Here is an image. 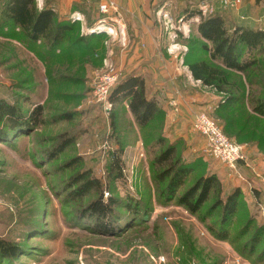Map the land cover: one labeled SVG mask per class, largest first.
Listing matches in <instances>:
<instances>
[{
  "label": "rangeland",
  "instance_id": "obj_1",
  "mask_svg": "<svg viewBox=\"0 0 264 264\" xmlns=\"http://www.w3.org/2000/svg\"><path fill=\"white\" fill-rule=\"evenodd\" d=\"M3 1L0 0V11ZM36 1L43 6V0ZM203 6L208 8L205 15L200 11ZM240 6L224 9L218 0L213 4L199 0L190 9L195 14L180 17L170 12L162 19L168 31L181 30L179 34L174 32L176 39L189 38L192 24L195 27L202 18L220 13L230 33L233 26L245 22L239 15ZM252 26L263 27L255 21ZM113 30L107 36L126 45L122 30ZM17 43L0 33V101L14 103L25 115L36 105H42L43 111L32 131L29 128L10 136L5 132L8 142L0 140V240L18 249L13 259L0 257V264H264V258L256 261L264 250V233L252 258L240 251L259 230L264 231V118L251 114L256 136H244L252 139L249 143L230 139L243 147L249 164V168H238L242 179L237 180L217 160L203 155V138L193 131L188 137L182 131V138H176L177 132L160 145L155 141L161 134L159 124L139 131L120 109L111 106L110 112L103 111L93 101L91 90L96 75L110 63L99 68L94 59L82 64L63 56L57 58L59 61L43 62L37 53ZM249 76L232 74L230 81L237 83L238 89H228V93L243 95L244 102L246 93L248 98L251 94L264 101V68ZM249 82L254 83L251 88L247 86ZM220 98L224 101L226 94ZM67 113L69 118L62 117ZM203 113L222 129L213 108ZM5 121L0 122L3 132ZM68 138L72 143L50 157ZM117 144L122 148V170L121 177L114 180L107 173L112 162L110 153L119 148ZM169 144L176 146L179 163L192 165L194 170L176 198L199 177L214 174L219 182L194 215L177 206L176 199L167 202L168 181L157 178L161 168L154 165V158ZM221 167L222 177L216 174ZM91 179L98 182L97 189L82 195ZM235 188L240 190L241 208L228 227L231 239L219 240L215 233L223 224L222 205L215 206L223 204ZM98 197L104 203L109 199L123 204L128 200L138 202L140 211H147L148 220L121 221L114 233L100 234L94 231V222L88 215H83ZM114 208L119 215L127 214Z\"/></svg>",
  "mask_w": 264,
  "mask_h": 264
},
{
  "label": "trees",
  "instance_id": "obj_2",
  "mask_svg": "<svg viewBox=\"0 0 264 264\" xmlns=\"http://www.w3.org/2000/svg\"><path fill=\"white\" fill-rule=\"evenodd\" d=\"M262 1L264 0H254V3L258 4ZM1 6L0 33L7 40L18 42L27 51L37 53L43 62L59 61L60 59L57 58L63 56L68 57L74 63L85 64L89 59H94L96 67L102 64L99 53L103 40L102 34L81 36L77 24H72L67 20H57L48 5L44 6L37 14L35 0H4ZM225 21L220 13L211 14L201 19L187 41L189 46L187 66L194 79L201 81L204 85L214 86L217 91L226 94L225 100L218 104L216 110L224 135L236 142L249 143L252 139L249 140L246 137L250 135L254 139L256 136L255 130L252 129L255 127L251 124V114L264 118V101L253 98L251 94V98H248L246 93L247 102H244L243 95L228 93V89H238L237 83L230 81L232 74L249 78V75L256 69L264 68V29L240 23L233 26L229 33ZM41 48L44 49L42 52ZM96 56L98 57L96 58ZM81 82L83 81L81 80ZM253 84L249 82L247 86L251 88ZM236 93L238 92L236 91ZM108 100L112 104V108L120 109L123 115H127L123 106L126 103L132 118L131 122L139 131L154 124H159V130H161L163 112L157 107L153 98L146 96L144 80L141 76L119 78L112 88ZM42 111L43 106L36 105L29 115H25L21 108L14 103L0 101V122L6 120L7 123V126L2 124L4 132L0 130V140L7 143V137L10 135L24 133L29 128L32 131L33 126L39 124ZM62 117L69 118L70 114H63ZM112 125L113 121L111 127ZM244 136L246 137L244 138ZM155 141L162 145L164 138L161 134L156 135ZM71 143V138L64 140L51 152L50 157L59 154ZM117 146L119 148L110 153L112 162L107 173L114 180L121 177L122 170L119 160L122 148L119 144ZM175 154L176 146L169 144L154 158V165L161 168L157 178L161 181H168L165 192L166 201L176 199L177 206L183 207L188 213L194 215L199 212L219 182L214 174L199 177L176 198L178 191L188 182L194 170L192 165L179 163ZM92 181L91 179L87 183L86 189L81 192L82 195L91 188L97 189L98 182ZM240 197V190L235 188L227 195L223 204L218 202L215 206L222 205L223 224L221 230L215 233L219 240H228L232 237L228 227L240 211ZM114 207L121 208L127 214L115 213ZM140 207L138 202L132 203L130 200L126 204L114 199H109L104 203L102 198L98 197L87 206L83 215L87 214L88 218L94 222L96 229L94 231L109 235L119 228L121 221L128 222L133 219H146L147 221L148 213L140 211ZM263 233L264 231L259 230V234L253 236L249 243L242 246L241 255L252 258L255 248L261 242ZM17 252L16 246L0 240L1 258L13 259ZM263 258L264 250L260 257L256 258V261Z\"/></svg>",
  "mask_w": 264,
  "mask_h": 264
},
{
  "label": "crops",
  "instance_id": "obj_3",
  "mask_svg": "<svg viewBox=\"0 0 264 264\" xmlns=\"http://www.w3.org/2000/svg\"><path fill=\"white\" fill-rule=\"evenodd\" d=\"M105 1L107 0H43V6H39L35 0V4L37 14L48 5L57 20H67L77 24L81 36L102 34L103 40L99 52L102 64L100 63L98 67L101 68L105 62L110 63L121 79L133 75L141 76L144 80L146 96L153 98L157 107L163 112L162 138H170L177 132L179 135L176 138H182L184 134L182 131L188 137L191 133L192 114L210 112L212 108L216 111L218 104L222 102L220 96L225 93L193 78L187 66L189 38L178 36V39L172 40L174 32L168 31L162 18L170 12L175 13L176 16L179 14L180 17L184 13L193 15L194 10L190 11V9L195 7L199 0H110L117 5L120 17L105 23L113 29L118 27L122 30L126 45L113 40L103 30L96 33L86 32L104 19V15H99L97 5ZM209 1L213 4L216 0ZM240 2L239 15L245 20L244 24L252 26V22L255 21L263 26L259 29H264V1L258 4H255L254 0H240ZM255 14L257 18L252 17ZM75 15L80 16V21L72 19ZM196 27L192 24L190 32L192 33ZM172 43L176 48L174 52L169 51ZM123 106L127 116L132 119L126 103ZM221 169L222 167L217 175L224 174Z\"/></svg>",
  "mask_w": 264,
  "mask_h": 264
},
{
  "label": "built area",
  "instance_id": "obj_4",
  "mask_svg": "<svg viewBox=\"0 0 264 264\" xmlns=\"http://www.w3.org/2000/svg\"><path fill=\"white\" fill-rule=\"evenodd\" d=\"M218 2L224 9H237L241 3L240 0H218ZM200 11L205 15L208 11L207 6L201 7ZM98 12L105 17L103 20H100L98 26L89 30V33L103 30L106 34H113V28L105 23V21H111L110 16H113V19H119L120 15L117 5L110 0L101 2L98 6ZM72 19L80 21V16L75 15ZM173 31L181 32L179 28ZM176 37L177 35L174 33L172 39ZM175 50V45L169 47L170 52H174ZM118 80L119 73L109 65H105V70L95 77L91 90L92 99L95 103L102 106L103 111L108 112L112 106L108 97ZM190 127L191 131L201 136L204 140L203 155L217 160L230 173L234 174L237 180L242 179L238 168L243 166L249 168L243 147L228 139L222 132L221 127L205 113H195L191 118Z\"/></svg>",
  "mask_w": 264,
  "mask_h": 264
}]
</instances>
